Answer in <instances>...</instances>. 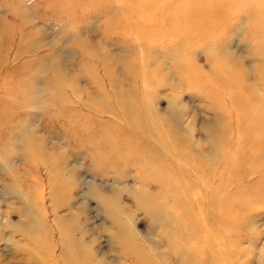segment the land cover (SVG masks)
Masks as SVG:
<instances>
[{
  "label": "rangeland",
  "instance_id": "1",
  "mask_svg": "<svg viewBox=\"0 0 264 264\" xmlns=\"http://www.w3.org/2000/svg\"><path fill=\"white\" fill-rule=\"evenodd\" d=\"M0 264H264V0H0Z\"/></svg>",
  "mask_w": 264,
  "mask_h": 264
}]
</instances>
